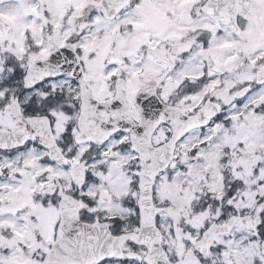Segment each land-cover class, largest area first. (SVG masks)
<instances>
[{
    "label": "snow or ice",
    "instance_id": "6c2138e0",
    "mask_svg": "<svg viewBox=\"0 0 264 264\" xmlns=\"http://www.w3.org/2000/svg\"><path fill=\"white\" fill-rule=\"evenodd\" d=\"M0 264H264V0H0Z\"/></svg>",
    "mask_w": 264,
    "mask_h": 264
}]
</instances>
